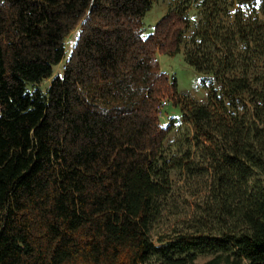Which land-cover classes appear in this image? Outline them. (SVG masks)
<instances>
[{
  "label": "trees",
  "instance_id": "trees-1",
  "mask_svg": "<svg viewBox=\"0 0 264 264\" xmlns=\"http://www.w3.org/2000/svg\"><path fill=\"white\" fill-rule=\"evenodd\" d=\"M156 1L0 0V264H264V0H232L228 25L201 0L214 10L185 59L222 83L226 117L215 148L176 155L159 114L180 93L157 54L180 51L189 18L173 7L143 35ZM173 170L204 178L190 210L168 202Z\"/></svg>",
  "mask_w": 264,
  "mask_h": 264
},
{
  "label": "rangeland",
  "instance_id": "rangeland-1",
  "mask_svg": "<svg viewBox=\"0 0 264 264\" xmlns=\"http://www.w3.org/2000/svg\"><path fill=\"white\" fill-rule=\"evenodd\" d=\"M231 1L221 0L218 2L219 12L215 15L218 24L228 25L231 21V12L235 8V5L230 6ZM200 2L201 0H158L153 3L151 9L143 17V35L150 33L156 21L173 7L180 6L185 8L189 18V27L184 32L180 51L174 55L157 54L161 71L166 72L170 77H176L177 90L180 93V102L174 105L170 100H165L159 114V119L163 126L172 123V129L163 142V154L165 155L180 154L188 148L198 153L201 146L215 148L218 144V137L215 133L216 130L212 126L219 122L220 119L216 114L226 117L216 100L210 96V89H215L222 95L224 102H227L226 97L222 93V83L211 75L204 76L199 74L185 59L186 53L192 49L194 50L197 46L194 44L196 40H199V38H196V32L202 28V25L206 24V18L202 13L203 10H214L212 5L211 7H205L207 4L202 6ZM77 34L78 29H75L65 39V55L63 61L54 66L53 76L62 74L64 60L69 55ZM51 78L44 79L37 86L45 90ZM194 104L208 106L215 116L212 119V124L205 126V130H201L189 116V109ZM195 136L198 137L200 142L197 144L195 140L196 145L191 141L194 140ZM170 179L171 195L168 202L176 204L179 211L183 212L185 208L190 210L191 205H189L188 201L195 200L203 192L204 178L188 176L182 170H173L170 174ZM210 257V254H199L194 264H206Z\"/></svg>",
  "mask_w": 264,
  "mask_h": 264
}]
</instances>
